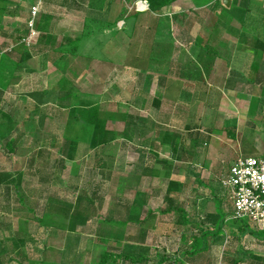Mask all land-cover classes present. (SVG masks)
I'll list each match as a JSON object with an SVG mask.
<instances>
[{"label": "rangeland", "instance_id": "obj_1", "mask_svg": "<svg viewBox=\"0 0 264 264\" xmlns=\"http://www.w3.org/2000/svg\"><path fill=\"white\" fill-rule=\"evenodd\" d=\"M37 2L30 29L29 11ZM135 2L0 0L6 6L0 14V45L5 44L0 48V171L22 169L18 189L0 185V264H97L103 251L120 254L114 263L106 264H185V260L189 264H264V238L241 234L239 226L245 219H230L228 194L221 198L214 187L237 155L264 157V50L258 60L261 79L250 82L245 74L258 50L242 42L238 20V11L247 7L244 36H258L264 42V0H239L238 11L234 0L231 8L219 1L217 10L213 0H190L180 7L187 9L184 17L176 11L178 7L151 13L132 35L114 38L123 53L111 52L113 64L84 65L83 60L63 54L61 61L44 69L60 55L52 49L54 45L80 36L85 16L105 19L106 12L110 19L112 11L121 10L130 31L137 16L132 15ZM144 11L148 10L140 12ZM231 13L234 31L222 23ZM157 21V32L152 33ZM88 27L97 34L75 48L98 57L105 27ZM157 38L168 47L158 45ZM104 51L111 54L109 49ZM26 53L34 56L20 61ZM56 67L69 78L80 74L73 105L62 107L71 102V96L50 90L57 81L51 73ZM89 76L95 80L85 78ZM168 80L174 82L171 88ZM159 82L167 89L163 83L155 86ZM210 85L217 88L203 91ZM91 102L100 104L99 116L107 132L120 136L93 148L87 143L92 128L72 119V107ZM186 124L192 129L185 130ZM154 129L163 143L156 155L173 164L168 175L150 152ZM166 130H170L168 136L187 135L180 145L189 148L188 159L179 161L169 154L168 136L161 134ZM65 136L77 140L79 156L58 170V149ZM13 137L17 138L15 149L9 153L5 142ZM40 149L50 153L48 166L37 155ZM144 166L156 174L140 175ZM46 173L54 176L50 179L55 183H44ZM171 180L180 185L181 192L172 197L185 209L187 222L180 212L159 213L166 206ZM81 190H97V198L103 199L97 217H68L62 229L38 223L49 202L72 205ZM224 213L222 230L211 239L209 251L193 257L182 254L194 237L212 230ZM259 231L264 237V228ZM125 255L146 258L130 261Z\"/></svg>", "mask_w": 264, "mask_h": 264}, {"label": "trees", "instance_id": "obj_2", "mask_svg": "<svg viewBox=\"0 0 264 264\" xmlns=\"http://www.w3.org/2000/svg\"><path fill=\"white\" fill-rule=\"evenodd\" d=\"M146 3L147 5V10L153 13H163L164 11L168 10L170 8V6L178 1V0H140ZM217 2L222 0H216ZM235 1V6L237 7L236 10L238 9V5H239V0L238 2ZM223 6V4H222ZM5 5L4 4H0V14L3 12V10L5 9ZM232 5H230L229 8H231ZM242 7V6H241ZM225 7H223L224 9ZM228 8V9H229ZM240 9V7H239ZM238 9V10H239ZM225 11H227V8L224 9ZM237 10V11H238ZM30 12V11H29ZM140 12V11H139ZM239 16H238V20L241 21V30L239 31V36H241V40L244 44H246L247 46L251 47L250 49H252V51H256L258 50L257 54H256V58L253 59V61L251 62V64L249 65V70L247 72L246 75V79L250 82H254V81H258V79H261V74H259V63L258 60L262 55V51L264 50V42L263 39H260L258 36H253V37H247L244 36V32L243 29L246 28L245 26V19L243 18V15H245V13L247 12V7L241 11L239 10ZM226 12L221 13V15H225ZM138 14V11H136L135 9H133V13L132 15ZM220 15V16H221ZM30 17V14H29ZM233 19V14H230V17L226 20H222L223 25L226 26V28L231 29V20ZM89 24H95L98 27V29H103L105 28H109V27H113L116 25V20H113L112 22H108V24H104L100 23V22H90V20H85L84 25H83V29L81 32V35L78 38H74V39H68L67 42H62L59 45V48H57V51L60 50V52L63 53H68L70 55H74L77 51H78V47L75 48L76 45L80 46V43L83 39H90L92 38L94 35L97 34V32L95 30H93L91 27H88ZM260 24V23H259ZM216 31V30H215ZM231 31H234L231 29ZM131 33L128 30V36H130ZM59 49V50H58ZM206 51L210 52V50H208L207 45L204 48ZM30 56V54H27L25 56V58H28ZM259 79V80H260ZM264 80V79H263ZM262 86V85H261ZM253 106V105H252ZM254 108V106L252 107ZM99 110L100 107L98 105H94V106H90V107H76L75 109L72 110L73 115H72V119L75 120L76 122H79L81 124L84 125H88L92 128V135H91V140L89 142L90 147H96L99 145H102L108 141H110V139L114 138V137H118V133L114 132H107L105 130L104 127V121L101 119V117L99 116ZM8 129V128H7ZM186 129H192L189 126H186ZM16 137L13 138H8L5 142V148L7 150V152L12 153L15 149V143H16ZM197 137L192 138V146H195L196 142H197ZM75 141L71 140L69 138H65L58 151L60 152L61 156H63L66 159H72L73 155H74V151H75ZM183 145V144H182ZM44 151L40 149L37 152V155L39 156H43L44 157ZM264 154V153H263ZM263 156V155H262ZM158 162H160L163 167L168 169V172L165 174L168 175L169 174V169H170V165L167 163V161H163V160H159ZM162 167V168H163ZM40 169L37 170V173H39ZM142 173H150V174H156L154 173V170L151 168H145ZM46 177V176H44ZM21 179H22V169L19 170H13V171H0V185H13V187H15V189H18L20 187V183H21ZM50 178H48L49 180ZM181 188L180 185L177 184L175 181H170L167 189H166V193H165V204L166 206L161 209L159 211L160 214H171V213H175V212H180V215L183 214L184 210L181 207V204H178L179 202H177L175 199L177 197V195L180 193ZM97 191H93L91 193L81 190V192L78 194V196L75 198L74 203L72 205H65L64 207H60L58 205H54V203H48L46 205V209L45 212L43 214V216L41 218H39L38 223L41 226H44L45 228H49V227H53L55 229H62L64 228L63 225V221L64 219L70 217L72 219H88V218H94L98 216V212L100 210V206L103 203V199L101 197L97 198ZM172 193L176 194V197H172ZM226 214H223L221 217H219L217 219V222L215 223L214 227L212 230H202L200 232V236L198 237H194L193 238V244L190 246V249L182 254L185 255H197L201 252H205L209 250L210 247V243H211V239L213 238V236H218L220 234V231L222 230V225H223V221ZM184 218V217H183ZM184 220V219H183ZM239 230L241 232V234H246V233H250L253 234L255 236H257L258 238H264L261 236V232L259 231L258 228H253L252 225L248 224V223H243L239 226ZM120 257V254H113L111 252H106L103 251L100 255V260L97 264H106L108 260L111 261V263H114L118 258ZM126 260H130V261H134V260H142L146 257L144 256H139L138 258L134 257V256H130V255H125L124 256ZM162 261V260H160Z\"/></svg>", "mask_w": 264, "mask_h": 264}, {"label": "crops", "instance_id": "obj_3", "mask_svg": "<svg viewBox=\"0 0 264 264\" xmlns=\"http://www.w3.org/2000/svg\"><path fill=\"white\" fill-rule=\"evenodd\" d=\"M214 1V3H215V5H214V7H216V10L218 9V7H219V4H218V2L216 1V0H213ZM190 2V0H178V1H176V2H174L171 6H170V11H171V9H175V8H177V10L176 11H178V13L180 14V16H182V17H184L185 15H186V12H185V10H187V9H185V8H183V9H180V7H183L184 5H187V3H189ZM231 4V3H230ZM221 7V6H220ZM111 8H109V10H110ZM111 11V10H110ZM149 12V13H148ZM155 14V13H153V12H150V11H144V12H138V14H137V16H136V19H135V21H134V23L131 25V30L129 31L130 33H131V35L133 34V32H135V30L137 29V28H139V23L140 22H143V21H145L149 16L148 15H150V14ZM120 14H121V10H118V11H112V13H111V15H110V19H112V20H116V25L115 26H113V27H107V28H104V32L106 33V38H105V40L102 42V44H101V48L99 49V51H98V57H95L94 55H90L89 53H83V54H81V52H80V50H78L74 55H70V54H68V53H63V52H60V50H59V52H60V55H58V56H56V58H55V60L54 61H52L51 63H46V68H44V69H48V64H50V66L51 67H53V65H55L58 61H61L62 59H63V57H62V55L63 54H66V55H68L69 57H72L73 59L74 58H76V59H78V61L80 62V63H82V60H83V64L84 65H86V64H88V65H91V64H93V62L94 63H96V62H98V63H102V64H106V63H110V64H113V59H114V57H113V53H111L114 49H119V51H121L122 53H123V47H119V46H116V43L118 42V40L117 41H115V42H113L114 41V38L116 39H118L119 37H120V35L121 34H126V36L128 37V30H127V28H126V23H125V21L120 17ZM157 14V13H156ZM155 14V15H156ZM220 15V14H219ZM104 16L106 17L105 19H98V18H94V17H87V16H85L84 17V19H83V21L85 22V20H90V21H95V22H100V23H103V24H108V22L110 21V19H109V16H108V14L106 15V12H105V14H104ZM140 16V17H139ZM157 17V16H156ZM138 18V19H137ZM158 19V18H157ZM84 22H83V25H84ZM121 23V24H120ZM83 25H82V29H83ZM157 27H159V21H157V24H156V26H155V28H154V31L152 32V33H156L157 31H155L156 30V28ZM124 29V31H122ZM160 32H161V30L159 31V35H160ZM150 33V32H149ZM81 35V34H80ZM79 37V36H78ZM77 37V38H78ZM155 40V39H154ZM155 42L158 44V45H162L161 43V40H160V38H157L156 40H155ZM121 43V42H120ZM115 44V45H114ZM59 45H60V43H59ZM59 45H54V47L52 48V49H54V51L55 52H58L57 51V48H59ZM4 46H5V44L4 43H2V45H0V48H4ZM166 48V47H168V45L166 46V45H162V48ZM102 49H106V50H108L109 49V52L111 53L110 55L108 54V52H106V51H104V52H102ZM122 49V50H121ZM27 55V53L25 54V56ZM25 56H24V58L23 59H19L20 61H24V60H26V62L29 60V58L31 57L32 58V56H34V55H30L28 58H25ZM36 56V55H35ZM101 56V57H100ZM30 58V59H31ZM86 60L88 61V62H86ZM90 60H92L91 62H90ZM253 61V58H251L250 59V61H249V63H248V67H249V65L251 64V62ZM44 65H45V63H44ZM77 65H79L78 63H77ZM208 65V64H207ZM210 65V64H209ZM79 69V68H78ZM61 69H59V68H54L52 71H51V73H53V77H55L56 79H57V81H56V83L52 86V87H50L49 89L51 90V91H54V92H56L58 95H60V94H62V95H64L66 98H69V96H71V102L68 104V105H62V107H66V106H70V104L71 105H73V97H75V95L78 93V91H79V87H77V85H79V84H77V79L80 77V74H78V75H75V78H73V77H71V78H69L68 77V75L66 74V72L65 71H62L63 73H61V71H60ZM222 74V73H221ZM217 75V74H216ZM245 75H247V73L245 74ZM225 76V75H224ZM224 76H221V78H220V83H222L223 81H225V79H223V77ZM95 78V76H89V77H85V78H89V79H93V80H95L94 78ZM73 78V79H72ZM247 78V77H246ZM161 80V79H160ZM159 80V81H160ZM163 81L165 82V81H167V80H165V79H163ZM73 82H75L76 83V85L75 84H73ZM90 82H92V80H90ZM164 82H159V84L158 85H155V86H158V87H160V86H162V85H160L161 83H163V87H165L166 89H167V87H166V84L164 85ZM19 83V80H18V82H15V84L17 85ZM80 83V82H79ZM174 82L172 81V80H168V87L169 88H171L172 86H171V84H173ZM214 83V82H213ZM76 86V87H75ZM157 87V88H158ZM220 87H223V85L222 86H220ZM217 88V85L215 86V85H210V86H208L206 89H204L203 91H205V92H211V91H213V89H216ZM142 89H144V86H142ZM141 89V91H140V93H142V95H143V92H144V90H142ZM157 89H155V91H156ZM139 91V90H138ZM201 92V94L202 93H204V92ZM53 92V93H54ZM186 94H190L189 92H187ZM33 94L32 93H29V96H32ZM36 95H38V96H42L41 94H36ZM33 96H35V95H33ZM90 96V95H89ZM66 101H69V99L68 100H66ZM157 101V100H156ZM67 103V102H66ZM155 103H157V102H155ZM94 105H98L99 107H100V104H98L97 102H95V103H85V104H82L81 106H76V107H82V106H84V107H90V106H94ZM75 106L74 107H72V109H75L76 108ZM100 112H101V110H99V114H100ZM44 117H45V115H44ZM44 120H45V118H44ZM75 123H77V124H81V123H79V122H76L75 121ZM186 126H187V124H186ZM55 127V126H54ZM104 127H105V125H104ZM106 128H108V126L106 127ZM106 128H105V130H106ZM155 129H156V127H155ZM154 129V135L152 136V138H151V143H154V144H152V146H153V150L152 151H150L151 152V155H153V157H154V159L155 160H157V161H159V160H161L162 158H160V156H157L156 155V153H157V151L159 150V148H160V146H161V143H162V140H161V143L159 142V138H158V134H160V132L158 133L156 130ZM185 130H186V127H185ZM107 131V130H106ZM170 131V130H169ZM168 130H166V131H163V133H161L162 134V138H165V137H167L168 136V132H169ZM184 131V130H183ZM111 133H114V132H111ZM185 133V132H184ZM91 134H92V132H91ZM189 136V135H188ZM120 136H118V137H114V138H119ZM156 137H157V140H156ZM160 137V136H159ZM186 137H187V135L185 136V135H182V136H179V135H176L175 133H170V135L168 136V141H169V143H166V144H169V146H170V152H169V154L170 155H174V159H177V160H179V161H182L183 160V158L184 157H186L187 155H186V153H187V151L189 150V148H187L184 144L183 145H180V143H181V141H182V143L185 141V139H186ZM65 138H69V139H71V140H74L75 141V143H76V148H75V150H77V144H79L78 142H77V140L76 139H74L73 137H71V136H65V137H63L62 139H61V141H60V143H62V141L65 139ZM178 138H180V139H178ZM91 139V138H90ZM113 139V138H112ZM111 140V139H110ZM175 140H178V142L177 143H175ZM180 140V141H179ZM89 142H90V140H89ZM89 142L87 141V143L89 144ZM163 144V143H162ZM179 144V145H178ZM91 148V147H90ZM45 151H44V160H46L47 162H46V165L48 166L49 165V157H50V153L48 152V150L47 149H44ZM184 152V153H183ZM76 153V154H75ZM183 153V154H182ZM264 153V152H263ZM79 153H78V151H74V155H73V158L72 159H66V158H64L63 156H59V161H61V162H58V165H55V167H57V169L59 170L60 168H62L61 170H64L65 168H64V163L65 162H67V161H71V162H74V160H76V159H78L77 158V156H79L78 155ZM158 154V153H157ZM262 154V153H261ZM254 155V154H253ZM240 155H237L235 158H233V161L237 158V157H239ZM189 157H186V159H188ZM50 160H51V158H50ZM57 158H56V163H57ZM232 161V162H233ZM55 163V164H56ZM167 163H168V161H167ZM173 163V162H172ZM171 167L173 166V164H171V163H168ZM231 165V164H230ZM230 165H228V167H226L227 169L223 172L224 174H226V172H227V170H228V168H229V166ZM47 166H46V169H47ZM170 167V168H171ZM45 168V167H44ZM145 168H147V166H144V168H143V170L145 169ZM149 169V168H148ZM142 170V171H143ZM54 171V170H53ZM57 171V170H56ZM54 173V172H53ZM58 174H59V172H58ZM143 174H145V173H142L141 172V174L140 175H143ZM51 175L52 174H50V173H46V175H44V176H46V177H44V183H46V182H54L53 180H48V178H54V176L52 175V177H51ZM55 175V174H54ZM138 176V175H137ZM58 177H59V175H58ZM58 177H57V179H58ZM139 177V176H138ZM55 183V182H54ZM51 184V183H50ZM215 187V190L219 193L218 195L221 197V198H223L221 195L223 194H226V192H225V190L222 188V186H221V183H220V181H218L217 183H216V185L214 186ZM95 191H97V190H95ZM181 192V191H180ZM179 195V194H178ZM214 207H215V210H216V212H217V206L214 204ZM183 210H184V212H183V214L181 215V217L183 218L184 217V222H187L188 220L187 219H185V215H186V211H185V209L183 208ZM229 212H231V205H230V211ZM154 213V212H153ZM224 214H227V213H224ZM219 218V217H218ZM217 218V219H218ZM217 219L215 220V223L217 222ZM124 222H127V219L124 221ZM211 244V243H210ZM211 246V245H210ZM189 249H190V247H189ZM188 249V250H189ZM210 249V248H209ZM188 250H186L185 252L187 253V251ZM209 251V250H208ZM201 253H203V252H201ZM193 256H195V255H193ZM192 256V257H193ZM184 263L185 264H189V261H184ZM191 263V262H190Z\"/></svg>", "mask_w": 264, "mask_h": 264}, {"label": "built area", "instance_id": "obj_4", "mask_svg": "<svg viewBox=\"0 0 264 264\" xmlns=\"http://www.w3.org/2000/svg\"><path fill=\"white\" fill-rule=\"evenodd\" d=\"M38 2L31 6L28 26H34ZM136 11L147 9L145 2L137 0L131 5ZM222 188L231 203V220L245 219L253 228H264V157L239 156L220 178Z\"/></svg>", "mask_w": 264, "mask_h": 264}, {"label": "water", "instance_id": "obj_5", "mask_svg": "<svg viewBox=\"0 0 264 264\" xmlns=\"http://www.w3.org/2000/svg\"><path fill=\"white\" fill-rule=\"evenodd\" d=\"M230 2H231V0H222V4H223L225 7H229V6H230Z\"/></svg>", "mask_w": 264, "mask_h": 264}]
</instances>
